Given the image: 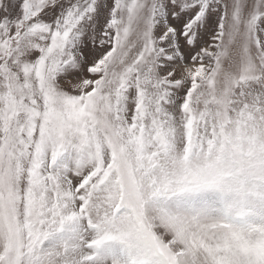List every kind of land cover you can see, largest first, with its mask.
<instances>
[{"label": "snow or ice", "instance_id": "6c2138e0", "mask_svg": "<svg viewBox=\"0 0 264 264\" xmlns=\"http://www.w3.org/2000/svg\"><path fill=\"white\" fill-rule=\"evenodd\" d=\"M0 264H264V0H0Z\"/></svg>", "mask_w": 264, "mask_h": 264}]
</instances>
